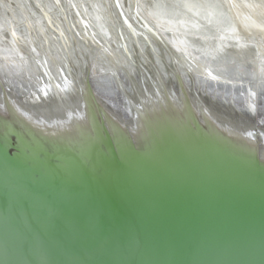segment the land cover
Returning <instances> with one entry per match:
<instances>
[{
  "label": "water",
  "instance_id": "obj_1",
  "mask_svg": "<svg viewBox=\"0 0 264 264\" xmlns=\"http://www.w3.org/2000/svg\"><path fill=\"white\" fill-rule=\"evenodd\" d=\"M249 3L0 0V264H264Z\"/></svg>",
  "mask_w": 264,
  "mask_h": 264
},
{
  "label": "bare ground",
  "instance_id": "obj_2",
  "mask_svg": "<svg viewBox=\"0 0 264 264\" xmlns=\"http://www.w3.org/2000/svg\"><path fill=\"white\" fill-rule=\"evenodd\" d=\"M248 5H249L250 8H247L248 9L247 12H248V15H249V16L248 15L247 16L251 20L254 19L253 21L257 22L258 24H263L262 22H258V18H260V19L264 18V5H260L259 8H256L255 6H253L250 3ZM255 26H257V25H255ZM258 26L263 28V25H258Z\"/></svg>",
  "mask_w": 264,
  "mask_h": 264
}]
</instances>
